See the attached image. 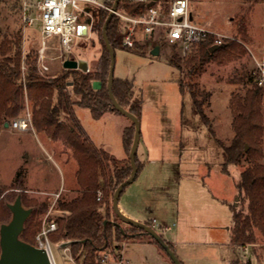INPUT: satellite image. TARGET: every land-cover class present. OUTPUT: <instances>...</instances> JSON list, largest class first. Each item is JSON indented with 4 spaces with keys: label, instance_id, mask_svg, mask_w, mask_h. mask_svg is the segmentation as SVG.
Instances as JSON below:
<instances>
[{
    "label": "rangeland",
    "instance_id": "1",
    "mask_svg": "<svg viewBox=\"0 0 264 264\" xmlns=\"http://www.w3.org/2000/svg\"><path fill=\"white\" fill-rule=\"evenodd\" d=\"M191 11L195 22L208 26L224 40L235 38L239 19L244 18L250 39L241 42L247 52L233 60L213 61L201 74L194 73L191 77L187 58L179 56L177 49L165 40L159 41L161 51L157 56L151 54L155 39L148 40L140 33L136 35V50L120 46L116 49L115 76L128 79L135 95L143 99L139 157L144 150L147 153L142 159H153L125 187L119 208L122 211L127 200L139 206L144 215L142 222L151 224L163 239L179 241L174 251L185 264H231L234 259H239L240 264H264V236L259 231L254 244L244 248L231 244L232 205L247 209L236 183L248 162L243 159L230 165L229 172L222 171L224 158L218 143V140L228 143L234 135L231 94L242 93L250 86L238 80L239 76L243 71L254 72V56L258 59L262 56L264 0H191ZM0 31L12 40L20 34L23 56L38 52V63L40 25L35 21L32 26H25L19 2L0 0ZM90 38L78 42L71 53H62L58 40H49L44 52L49 71L39 72L40 75H59L65 69V59H85L90 71L102 49L95 33ZM191 80L211 93L204 107L209 124L194 112L191 94L181 87V81L186 85ZM32 108L33 102L26 101L24 113ZM262 108L264 113V105ZM75 113L96 147L115 157L123 155V130L132 122L127 116L110 112L95 119L84 107H76ZM124 156H128L127 151ZM260 162L264 163V157ZM78 167L71 149L61 140L51 139L45 131L39 132L35 127L24 132L2 127L0 202L4 209L0 226L12 219L8 205L19 196L25 208L36 212L33 221L42 223L49 213L52 219L67 214L57 207L55 194L61 192L69 198L76 194ZM109 198L112 199L111 194ZM43 202L48 203L46 208ZM111 215L112 220L117 218L130 230L132 225L122 221L114 210ZM128 217L138 220L136 216ZM27 220L24 230L30 226ZM164 226L171 229L164 231ZM24 230L20 238L32 243L34 234L30 235L29 230L35 229ZM62 243L51 237L56 264L74 263L69 243L68 249ZM121 245V249L114 246L106 249L108 260L104 264H116L118 260L130 264H173L166 251L148 234L128 236Z\"/></svg>",
    "mask_w": 264,
    "mask_h": 264
},
{
    "label": "trees",
    "instance_id": "2",
    "mask_svg": "<svg viewBox=\"0 0 264 264\" xmlns=\"http://www.w3.org/2000/svg\"><path fill=\"white\" fill-rule=\"evenodd\" d=\"M121 7L128 12L138 13L145 5L122 4ZM109 14L108 11H100L95 21L94 33L102 49L101 55L88 72L65 68L59 75L44 77L40 75L37 66L38 52L23 56L21 35L16 34L12 40L0 31V129L7 127L6 124L10 127L14 119L22 117L26 113V101H31L33 126L39 132L45 131L53 140H61L71 149L79 166L76 194L69 198L60 192L56 201L57 207L67 214L55 219L48 217V220L57 223V229L51 234L52 240L69 243L74 260L71 264H104L101 255L106 249L113 246L121 249V243L126 237H144L147 234L135 226H130V231L117 218H111L113 209L109 196L111 194L113 197L117 185L131 173L129 153L135 136L134 123L131 122L123 130V146L128 156L120 159L92 143L75 113L76 107H84L89 109L93 118L101 119L106 113L118 112L107 88L111 59L102 34ZM239 20L234 39H226L218 49L211 52L214 39L211 36L201 43L197 53L186 59L191 77L194 73L201 74L213 61L233 60L247 52L241 41L250 39L249 27L244 18ZM121 24L120 19L113 16L107 26V37L115 52L120 46L118 36ZM255 77L256 74L250 70L243 71L239 76L238 80L250 86L245 87L242 93L236 91L231 94L229 106L234 135L228 143L218 140L224 158L222 171L229 172L230 165H236L243 159L248 162L236 183L238 194L243 196L247 209L232 205L231 242L241 247L256 243L257 231L264 236V163L260 162L264 157V85L259 86ZM180 84L191 94L194 112L209 124L204 107L211 93L201 89L193 80L186 85L182 81ZM112 87L120 105L141 119L143 99L135 95L133 84L126 78L114 75ZM136 161L139 172L141 164L137 156ZM99 194L101 197L98 199ZM42 204L45 208L48 206L47 202ZM2 207L0 202V216L4 209ZM35 213L27 220L30 222L29 228L26 226L24 230L35 229L29 230L30 235L34 234L32 244L42 224L33 221ZM163 240L174 249L171 242ZM153 241L161 246L155 239ZM232 264H240L239 259Z\"/></svg>",
    "mask_w": 264,
    "mask_h": 264
},
{
    "label": "built area",
    "instance_id": "3",
    "mask_svg": "<svg viewBox=\"0 0 264 264\" xmlns=\"http://www.w3.org/2000/svg\"><path fill=\"white\" fill-rule=\"evenodd\" d=\"M14 1L21 5L25 26H32L35 21L39 22L41 47L37 66L42 74L49 71V66L44 62V52L48 41L58 40L61 52L71 53L78 42L91 39L100 11H108L120 19L122 24L118 41L120 47L125 49H137L136 35L139 33L148 40L155 39V45L160 44V40L171 43L183 58L194 54L201 43L211 36L214 38L212 45H220L225 42L220 34L193 20L191 0H118L116 8L114 7L116 0ZM150 2L153 4L149 6ZM122 4H144L145 8L139 10L138 13H131L121 7ZM88 19L89 22H87ZM262 44V56L259 59L254 56L256 63L254 74H256L255 80L259 86L264 85V31ZM32 117L31 111H27L22 117L14 119L10 127L23 132L34 130ZM59 196L60 192L55 194V201ZM100 197L101 194L98 199ZM49 214L43 219L33 244L45 249L51 262L56 264L51 249V234L57 229V223L54 220H48ZM153 222L157 224L155 219ZM163 229L168 231L171 226H164ZM66 244L68 245V242ZM67 245L64 246L65 249H68ZM107 260L108 254H102V263H106ZM116 264L130 263L126 260H118Z\"/></svg>",
    "mask_w": 264,
    "mask_h": 264
},
{
    "label": "water",
    "instance_id": "4",
    "mask_svg": "<svg viewBox=\"0 0 264 264\" xmlns=\"http://www.w3.org/2000/svg\"><path fill=\"white\" fill-rule=\"evenodd\" d=\"M118 4V0L115 2V8ZM153 2H150L148 5H152ZM113 17V13H110L108 19H106V23H104L102 28V34L105 38V44L107 46L109 55H110V70L108 76V92L113 103L115 109L121 114L127 116L135 125V133L133 143L129 153V159L131 164V173L130 176L117 185L116 190L114 191L112 197V209L118 215V217L137 228L142 229L144 232H147L153 239L158 241L161 246L166 251L167 255L173 261L174 264H182V261L176 255L174 249H172L161 237L160 233L156 231V229L142 221L134 220L126 216L119 208V199L124 191L125 187L132 183L137 175H138V167L136 156L138 153V146L140 143V135H141V120L135 116L133 113L125 109L114 96L113 93V80L115 75V64H116V56L113 47L110 44V41L107 37V26L110 20ZM90 20L88 19L87 22ZM85 31V28H83ZM219 44L212 45L210 47V51L213 52L218 49ZM161 47L160 44H156L151 49V54L157 56L160 54ZM63 67L67 69H80L84 72L89 71V63L85 59H65L63 61ZM8 127V124H6ZM246 149H248V145H246ZM9 209L12 211V219L8 223H3L0 227V264H53L46 252L45 249L39 248L30 242L24 241L20 238V234L24 230L25 222L29 215L32 213L30 208H25L22 204L21 196L17 197L12 204L8 205ZM67 242H63L62 246H65Z\"/></svg>",
    "mask_w": 264,
    "mask_h": 264
},
{
    "label": "crops",
    "instance_id": "5",
    "mask_svg": "<svg viewBox=\"0 0 264 264\" xmlns=\"http://www.w3.org/2000/svg\"><path fill=\"white\" fill-rule=\"evenodd\" d=\"M154 47V46H153ZM126 127V126H125ZM122 142H123V140H122ZM139 149V148H138ZM123 151L125 152V149H124V146H123ZM124 152H123V155H121L119 158L120 159H123V158H126V156H124ZM139 150H138V153H137V158H138V160H139V163L141 164V169L139 170V172H138V175H137V177H136V179L138 178V176H139V174H140V172L141 171H143L144 169H146L145 167L147 166V164L150 162V161H152L153 159H148L147 161H144L142 158H144L145 156H146V153L147 152H144V150H143V153H142V157H139ZM144 156V157H143ZM117 157V158H118ZM236 199H238V197L236 198ZM122 211L125 213V215L126 216H136L135 218H137L138 220H142L143 219V217H144V215H143V211L140 209V207L139 206H134V205H132V204H130L129 203V200H127L126 201V204H125V207H123L122 208ZM153 221V220H152ZM232 227V226H231ZM230 232H231V228H230ZM230 238H231V233H230ZM167 241H169V242H171V244L173 245V248H176V245H177V242H179L177 239H166ZM231 244H233L232 242H231ZM235 246V245H234ZM245 247V246H244ZM243 247V248H244ZM248 247H246V249H247ZM234 260H236V259H234ZM233 260V261H234ZM184 264H185V262H184V260H181ZM232 261V262H233ZM232 262H231V264H232Z\"/></svg>",
    "mask_w": 264,
    "mask_h": 264
}]
</instances>
